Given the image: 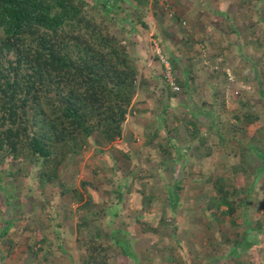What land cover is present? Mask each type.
<instances>
[{
	"label": "trees",
	"instance_id": "trees-1",
	"mask_svg": "<svg viewBox=\"0 0 264 264\" xmlns=\"http://www.w3.org/2000/svg\"><path fill=\"white\" fill-rule=\"evenodd\" d=\"M92 1L89 3L84 0H0V181L13 177L16 172L20 173L22 167L29 169V179L35 182L34 186L37 189L55 185L59 196L69 195L71 200L77 202H82L83 192L85 200L74 211L75 243L83 252L78 264H109L116 255V249L124 257L132 256L129 239L119 229L107 233L103 225L95 224L96 215L100 214V218L103 219L101 214L105 213L104 209L100 208L96 213L89 212L88 215L82 210L90 204L97 206L95 179L103 181V174L108 173V177L105 176L106 180L115 184L114 180L119 174V171L115 170L118 169V164L113 162L114 169L107 160L109 164L107 171L103 174L94 171L92 181L79 182L81 192L70 188L63 176L71 173L87 145L104 147L118 139L123 140L122 126L131 110L136 88L142 89L149 80L163 83L162 93L157 96V107L165 114L168 100L174 99L177 105L178 89L187 95L188 83L192 79L186 65L175 59L168 50H164L160 41L158 42L162 50L160 55L168 66L171 84L176 91L165 81L164 65L155 55L150 56L146 49L149 44L144 43L142 39L141 52L144 54L136 55L135 41H138L143 32L140 30H145L149 26V15L160 19L158 9L152 8L157 7L156 0H126L130 4L131 12L116 6L120 0ZM245 3L247 5L245 9L255 13L264 4V0H253V3L250 0H237L238 7ZM256 3L258 5L255 6ZM227 17L225 13L220 15L224 25ZM126 19L134 28L133 36L128 35L131 30L130 25L126 28ZM168 20L174 24L179 18L171 15ZM262 24L264 29V20ZM229 31L234 32L233 28ZM125 34L128 36H124ZM180 34L181 37L178 38L183 40L184 35L182 32ZM154 38L156 39L155 36ZM256 41L258 42V38ZM262 56L264 57V54ZM139 61L144 66L150 62L148 64L152 66L146 68L142 74ZM220 65L222 66V62ZM155 70L158 71L156 79ZM255 73L253 72V78L259 85L260 75ZM218 74L215 72V75ZM221 75L223 79L226 78L224 73ZM251 103V101L242 103L240 114L233 113L230 115L231 118L239 123L256 121L257 117L249 109ZM192 106L195 108L192 103H189L187 108L183 107L189 118L186 121L185 117L173 118L184 123L183 130L187 132L189 140L191 139V144L186 146V152L205 158L210 153L206 145L207 137L201 133L200 123L189 117L190 109L193 110ZM177 107L180 108L181 105L178 104ZM161 117V114L157 115L158 119ZM161 123L156 130L147 132L142 129L139 133L146 143L149 140L155 141L158 136L163 142L167 141L168 149H162L163 145L160 144H157L155 149L162 152L166 159L152 165L158 175L162 174L163 177L166 175L170 180L169 185L171 183L173 185L172 190L168 185L160 187L168 199L165 207L168 213L173 215L184 205L176 202L182 190V180H172L174 165L183 155L176 150L175 145L168 144L170 137L167 136L169 132L165 130L168 125L166 119H161ZM170 131L174 135L177 133L175 127ZM127 136L128 139L124 142L133 139L130 134ZM257 137L260 141L251 139L246 145L254 146L259 142L263 144L264 130L263 134L259 133ZM244 149L241 147L239 152L242 153ZM200 150L201 153H198ZM258 151L256 148L251 152V156L261 161L264 166V156ZM98 154L103 153L99 151ZM242 158L239 160V168L245 175L248 173L247 163ZM191 166H187V169L190 170ZM260 171L261 169L255 170ZM207 181L211 188L209 196L200 197L198 208L195 201L185 204L186 210L188 213L196 211L197 220L199 215L203 216L211 231H215L217 236L222 238V245H215V252H219L220 257L225 258V262L220 264H247L239 260L241 252L247 253L257 247V244L246 240L245 233L240 231V227H243V218L247 220L246 216H249L250 202L246 199L249 188L243 193L238 187L226 183L222 177ZM1 186L0 184V191L3 190ZM120 186L124 187L125 183L118 184L116 191H110L108 195H119ZM143 192L141 189V197L145 198ZM152 197L154 194L146 195V201ZM32 207V215L38 209L40 214L37 218L42 221L47 219L43 216V211L48 206L40 204L38 207ZM238 210L243 213L241 222L240 220L238 224L230 222V227L237 229L238 232L228 236L217 231L218 218L234 216ZM12 219L13 217L2 219L0 216V240L3 239L8 246V249L3 250V254L0 250V261L6 259L13 247V241L8 234L14 223L23 221L24 230L35 224V218L31 216L26 220L18 218L16 219L18 222ZM247 221L250 224V220ZM157 224L154 228L146 226L145 230L155 234L159 241H164L168 236L169 227L166 216H161ZM258 224L259 220H256L249 230L254 231ZM244 225L247 226L246 223ZM16 227L22 230V227ZM174 229L172 226L173 232ZM30 234L33 243L27 246L29 255L31 257L40 255L41 260L46 261L49 253L44 245L49 243V237L42 236L35 226L30 230ZM53 234H49L50 237L59 238L57 233ZM33 247L35 248L31 250ZM162 248L167 251V260L178 264V256H174L173 252H180L179 246L162 244ZM149 254L151 252L147 250V256L141 264H152Z\"/></svg>",
	"mask_w": 264,
	"mask_h": 264
},
{
	"label": "rangeland",
	"instance_id": "rangeland-1",
	"mask_svg": "<svg viewBox=\"0 0 264 264\" xmlns=\"http://www.w3.org/2000/svg\"><path fill=\"white\" fill-rule=\"evenodd\" d=\"M84 1L90 3L92 0ZM156 1L157 7L152 5L151 7L158 9L160 19L157 20L156 16L149 15V26L145 30H140L143 32L138 41H135L136 55L144 54L141 52L143 51L141 41L144 40V43L149 44L146 49L150 56L155 55L164 65L167 84L171 83V77L168 66L160 55L162 50L158 42H162L164 50H168L175 59L186 65L192 81L188 83L187 95L180 89L177 91L179 97L177 102L181 105V109L177 107L178 104L176 105L174 99L170 98L168 108L163 114L161 108L157 107V96L160 92L162 93L163 83L149 80L142 89L136 88L131 110L122 126L123 140L118 139L104 147L87 145L81 152L74 169L63 177L70 188L81 192L80 181H92L94 171L103 174L107 171V165L110 164L115 169L113 162L118 164L119 167L115 170L119 171V174L114 180L115 184L106 180L105 176L108 177V173L103 174V181L95 179L97 206L90 204L82 210L88 215L89 212L96 213L100 208L104 209L105 213L101 214L103 219L100 218V214L96 215L95 224L103 225L107 233L119 229L129 239L132 256L124 257L116 249V255L109 264H141L147 256V250L151 252L148 257L152 264H174L167 260V251L162 248V244L179 246L180 252H173L174 256H178V264L225 262V258H221L220 253L215 252V245H220L222 238L218 237L215 231H211L210 225H206L207 222L203 216L199 215L197 220L196 211L192 210L188 213L185 204L195 201L198 208L197 203L201 202L200 197L209 196L211 188L207 179L222 177L226 183L238 187L243 193L249 188L246 198L250 202L249 216H246V219L250 220V224L243 218V227H240V231L245 233L246 240L257 244V247L247 253L241 252L239 260L247 264L252 262L264 264V166L261 161L251 156V152H254L256 148L264 156V143L259 142L254 146L246 145L251 139L260 141L257 134H263L264 130V57L262 56L264 54L262 24L264 4L257 12L251 13L245 9L246 3L238 7L237 0ZM250 1L253 3V0ZM129 5L128 1L120 0L116 6L131 12ZM222 13L228 16L225 25L220 18ZM171 15L179 18L174 24L168 20ZM126 23L128 28L130 23L127 19ZM230 28H233L234 32L229 31ZM133 29L130 25L131 31L128 35L133 36ZM181 32L184 35L183 40L178 38ZM126 34L124 36H128ZM140 61L143 74V71L152 65L148 62L144 66ZM215 72L219 74L215 75ZM253 72L260 75L259 85L253 78ZM221 73L225 74V79L222 78ZM157 76L158 71L155 70L154 79ZM170 87L173 86L170 84ZM141 98L144 100L140 101ZM247 101L252 102L249 109L257 120L235 122L230 115L233 113L239 115L241 104ZM189 103L195 106V108L192 106L193 110L188 107L191 111L190 119L200 123V131L207 137L206 145L210 153L205 158L186 152V146L191 144V139L189 140L187 132L183 130L184 123L173 118V116L185 117V121L189 119L184 109L189 106ZM158 114L162 115L160 119L157 118ZM163 118L168 124L165 128L166 132H169L167 136L170 137L168 144L175 145L176 150L183 155L174 165L172 180H182V190L176 202L184 203V205L180 206L173 215L168 213L165 207L168 199L160 190L161 186H171L172 190L173 185L172 183L169 185L170 180L166 175L164 177L162 174L158 175L152 165L166 159L162 152L155 149L157 144L163 145L162 149H168L167 141L163 142L158 136L155 141L149 140L147 143L145 141L142 143L143 137L139 133L142 128L147 132L155 129L162 124ZM172 127L176 128V135L171 133ZM127 134H130L133 139L124 142L128 139ZM241 147L245 148L242 153L239 152ZM99 151L103 154H98ZM198 153H201V150ZM240 158L247 163L248 173L245 175L239 168ZM190 165L192 166L189 170L187 166ZM14 169L16 172L17 168ZM257 169L261 171L255 172ZM29 172V169L21 167L20 173L16 172L13 177L0 181L3 187L0 191L2 219L13 217L12 220L18 222L16 220L18 218L22 220H26L29 216L35 218V224L33 223L26 230L23 229V221L14 223V226L9 229L8 236L13 241V247L0 264H78L83 252L75 243L76 214L74 211L85 200V194L81 192L82 202H77L71 200L69 195L59 196L55 185L37 189L34 186L35 182L29 179ZM122 182L125 186H120L119 195H108L110 191H116L118 184L122 185ZM3 183L6 184L3 185ZM141 189L144 190L145 198L141 197ZM149 194H154V197L146 201V195ZM40 204L48 206L43 211V216L47 217L45 221L37 218L40 214L38 209L32 215V206L38 207ZM161 216H166L169 224L168 236L164 241H159L155 234L145 230L146 226L157 227ZM242 216L243 213L238 210L234 216L218 218L217 231H221L224 235H232L237 229L230 227V222L238 224ZM52 219L54 221H51ZM256 220H259L258 228L254 231L249 230ZM33 225L42 236L49 237V243L44 245L49 253L46 261H42L40 255L31 257L27 250V246L33 243V237H30ZM16 226L22 227V230ZM172 226L175 227L174 232L171 230ZM53 233H57L59 238L50 237L49 234ZM7 247L6 242L1 239L2 254L3 250L8 249Z\"/></svg>",
	"mask_w": 264,
	"mask_h": 264
},
{
	"label": "crops",
	"instance_id": "crops-1",
	"mask_svg": "<svg viewBox=\"0 0 264 264\" xmlns=\"http://www.w3.org/2000/svg\"><path fill=\"white\" fill-rule=\"evenodd\" d=\"M142 129H143V128H142ZM142 129H141V131H142ZM155 130H156V129H155ZM141 131H140V132H141ZM144 141H145V139H144V137H143L141 142L143 143Z\"/></svg>",
	"mask_w": 264,
	"mask_h": 264
},
{
	"label": "built area",
	"instance_id": "built-area-1",
	"mask_svg": "<svg viewBox=\"0 0 264 264\" xmlns=\"http://www.w3.org/2000/svg\"><path fill=\"white\" fill-rule=\"evenodd\" d=\"M172 90L176 91V88L175 87H172Z\"/></svg>",
	"mask_w": 264,
	"mask_h": 264
},
{
	"label": "clouds",
	"instance_id": "clouds-1",
	"mask_svg": "<svg viewBox=\"0 0 264 264\" xmlns=\"http://www.w3.org/2000/svg\"><path fill=\"white\" fill-rule=\"evenodd\" d=\"M171 84V83H170ZM171 86H172V84H171ZM171 89H172V87H171Z\"/></svg>",
	"mask_w": 264,
	"mask_h": 264
}]
</instances>
